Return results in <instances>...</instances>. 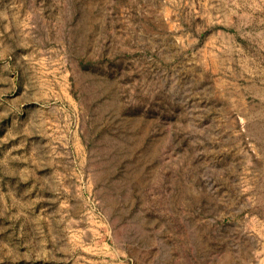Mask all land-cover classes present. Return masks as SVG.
<instances>
[{
  "label": "rangeland",
  "instance_id": "374dc122",
  "mask_svg": "<svg viewBox=\"0 0 264 264\" xmlns=\"http://www.w3.org/2000/svg\"><path fill=\"white\" fill-rule=\"evenodd\" d=\"M0 264H264V0H0Z\"/></svg>",
  "mask_w": 264,
  "mask_h": 264
}]
</instances>
